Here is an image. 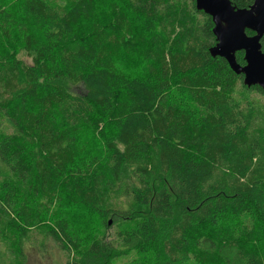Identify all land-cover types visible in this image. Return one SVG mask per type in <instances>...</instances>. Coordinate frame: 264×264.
<instances>
[{"label": "trees", "instance_id": "obj_1", "mask_svg": "<svg viewBox=\"0 0 264 264\" xmlns=\"http://www.w3.org/2000/svg\"><path fill=\"white\" fill-rule=\"evenodd\" d=\"M95 5L0 0V264H264V91L195 0Z\"/></svg>", "mask_w": 264, "mask_h": 264}, {"label": "water", "instance_id": "obj_2", "mask_svg": "<svg viewBox=\"0 0 264 264\" xmlns=\"http://www.w3.org/2000/svg\"><path fill=\"white\" fill-rule=\"evenodd\" d=\"M195 5L213 23L216 44L209 51L211 56L225 60L234 73L242 74L247 87L258 85L264 91V52L260 46L264 36V0H254L248 10L236 9L229 0H195ZM246 31L253 35L248 36ZM238 52L243 53V67L236 63Z\"/></svg>", "mask_w": 264, "mask_h": 264}, {"label": "rangeland", "instance_id": "obj_3", "mask_svg": "<svg viewBox=\"0 0 264 264\" xmlns=\"http://www.w3.org/2000/svg\"><path fill=\"white\" fill-rule=\"evenodd\" d=\"M7 1V0H4ZM52 2H55L57 4L59 3H65L66 0H50ZM106 0H95V8H96V13H100L102 11H105V3ZM113 1V0H110ZM126 57H123L122 64L127 68V70H132L131 67L126 65L125 61ZM19 59L22 60L26 65H31V59L26 56L24 53H21L19 55ZM134 64H132L133 66ZM67 90L73 94V95H78V94H83L84 89L81 85L78 86H71L69 84H66ZM130 169H125L122 173V180L130 182L131 185H133V180L131 179V173ZM158 177L155 178L154 185L157 184ZM77 215V214H76ZM76 220L71 219V223L76 226H80L83 228H93L95 225V221L93 219L88 218L87 216H83V214L75 216ZM106 221L111 224L110 218H107ZM84 223V224H82ZM110 226V225H109ZM118 229V228H117ZM85 232H88L85 230ZM113 233H114V226H112L108 231L107 234L109 235L110 239L113 238ZM42 250V251H39ZM24 253L26 256V262L27 264H64L67 262V258L65 254L60 250V248L54 243L53 240L47 239L45 243V248L41 249L38 248L35 245H30V244H25L24 245ZM136 254L135 252L129 253L127 256H122L119 257L115 260H113L112 264H131V261L135 258Z\"/></svg>", "mask_w": 264, "mask_h": 264}]
</instances>
